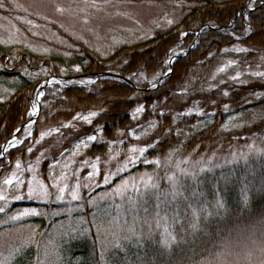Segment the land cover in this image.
I'll return each instance as SVG.
<instances>
[{"label": "trees", "instance_id": "trees-1", "mask_svg": "<svg viewBox=\"0 0 264 264\" xmlns=\"http://www.w3.org/2000/svg\"><path fill=\"white\" fill-rule=\"evenodd\" d=\"M183 1L179 23L148 38L122 43L104 54L72 39L69 41L74 50L67 56L52 55L50 62L26 57L16 48H0V149L15 134L21 140L0 158V189L3 181L17 170L24 178L34 172L48 186L52 166L75 145L88 142L91 135L97 139L89 141L83 155L92 163L101 161L99 166L103 168L111 146L125 148L136 143L146 149L145 157L151 160L172 150L200 153L225 149L246 141L255 130L264 131V119L262 115L259 118L264 113V77L250 74V69L264 72V6L256 3L246 14L251 18L246 22L240 13H245L247 0ZM249 23L255 29L251 36L245 35ZM203 26L217 29H204L194 42L195 32ZM184 32L188 33L186 37L181 36ZM172 51L177 54L171 73L159 86L149 89L160 78ZM108 71L130 84L116 77H101L87 85L83 79L50 85L40 100L32 134H25L33 94L43 79L50 74L71 77ZM140 107L143 111L136 112ZM91 112L97 114L90 116ZM187 112L192 114L183 115ZM197 112L201 114L196 115ZM85 116L89 121L83 119ZM235 117L241 119V127L233 124ZM252 118L257 120L250 126ZM262 167V179L258 177V187L248 194L247 206L242 205V200L240 203L242 185L240 190L228 188V205L219 215L209 216L204 224L194 261L174 260L166 264H195L207 253L212 254L227 236L222 230L239 231L264 221V191L259 190L264 182V160ZM147 168L140 164L135 171ZM208 197L214 199L210 192ZM87 198L90 197L85 195L78 202L79 210L73 217L81 221L75 236L54 232L65 216H52L53 206L32 201L8 202L6 213H0V235L25 228L32 235L31 239L9 243L0 254V262L5 257L9 259L7 264H41L46 245L60 238V249L54 247L57 264H98L104 246L97 239L95 212L87 206ZM33 208L43 213L6 221L15 211ZM22 244L28 245L24 254L12 259L10 253Z\"/></svg>", "mask_w": 264, "mask_h": 264}, {"label": "rangeland", "instance_id": "rangeland-1", "mask_svg": "<svg viewBox=\"0 0 264 264\" xmlns=\"http://www.w3.org/2000/svg\"><path fill=\"white\" fill-rule=\"evenodd\" d=\"M256 3L261 4L259 1ZM0 4H2L0 6V48H16L17 52H22L26 57H36L37 61L50 62L52 55L67 56L74 50L69 39L81 42L90 50L104 54L122 43L148 38L158 30L167 29L179 23L185 1L0 0ZM169 20L173 23L169 24ZM176 54L172 51L168 61ZM168 61L162 72L168 69ZM258 71L260 70L250 69V74ZM78 79L81 78H75L72 82L76 83ZM91 82H93L91 79L82 81L86 85ZM38 92L39 88L33 94L35 102ZM261 115L264 119V113L260 114L259 118ZM256 120L257 118H252L249 122L250 126ZM232 122L236 127L243 125L239 117H235ZM30 131L31 128L28 127L25 134L28 135ZM247 137L246 141L234 143L225 149L219 148L200 153L199 150L191 152L172 150L151 160L145 157V152L141 155L139 151H130V149H140L136 143L125 148L111 146L103 168L99 166L101 161L99 164L96 160L92 163L83 155L88 147H85V144H90L88 141L75 145L64 159L52 166L49 185L43 183L50 193L48 197L28 198V182L32 181V187L36 191H39L38 185L42 183L32 171L27 178H24L19 170L11 173L8 178L15 174V177L23 183L17 184L14 179L12 185L4 184L0 193L7 197L8 202L32 201L43 206H53L55 209L52 216L60 218L62 215L65 216L54 232L71 236H75V230L81 226V221L73 218L79 210L78 202L83 201L85 195L89 196L87 206L95 212L96 235L102 246H110L122 235H129L131 241H122V243L126 244L128 259L134 262L133 264H146L153 260L161 264L174 260L193 262L198 248V239L204 230L192 233L189 227L192 219L191 209L186 208L187 204L191 203L198 208L203 207L205 213L214 212V202L222 200L226 207L228 205V198L225 196L227 191L231 188L240 190V185H242L240 203L241 200L244 203V195L248 197V194L258 187V177L262 179L260 172L263 168L262 160H264V131L255 130ZM129 159L135 162L129 163ZM145 160L151 163H145ZM140 164L148 168L135 171ZM206 176L214 177L205 180ZM169 177H174L176 186L183 194L177 197L182 224L172 221L171 208L176 206L175 203L169 207L167 220L164 219L163 210L160 212L159 219L156 216V203L164 199L172 200L171 193L174 185L168 179ZM149 178L158 186V189L153 190L152 196L145 203L135 188H139L140 193H143L144 182ZM53 184L56 187H51ZM243 184L246 185L245 188ZM62 187L65 189L63 199L57 200L58 189ZM73 191L78 192V200L72 199ZM209 192L213 195V200L209 199ZM17 195L24 198L16 200ZM157 197H160V201ZM242 205L245 206V203ZM2 206H5V202ZM145 207L148 209L147 212L144 210ZM33 209L39 215L43 213V210ZM25 210L15 211L10 216ZM185 213L187 218H184ZM38 214L23 217L38 216ZM10 216L6 218V221H12L9 219ZM208 218L201 220L202 229ZM256 223L250 227H242L239 231L222 230L227 236L219 241L212 254L207 253L195 264H262L264 262V221ZM166 228L180 241L172 246L170 252L159 243L164 238ZM131 229L135 230L134 235ZM222 231L219 230V232ZM149 232L152 233V240L141 241L140 247H136V238L142 234L147 236ZM31 235V230L28 228L5 231L0 235V254L7 250L9 243L15 240L31 239ZM60 241L58 238L54 243L46 245L41 264H57L54 247L58 251ZM8 260L5 257L2 258V262L6 264Z\"/></svg>", "mask_w": 264, "mask_h": 264}, {"label": "snow or ice", "instance_id": "snow-or-ice-1", "mask_svg": "<svg viewBox=\"0 0 264 264\" xmlns=\"http://www.w3.org/2000/svg\"><path fill=\"white\" fill-rule=\"evenodd\" d=\"M0 6H2V4H0ZM256 6V0H248V4H247V8L250 10L253 7ZM241 15H243V19L247 22L250 21V16L240 13ZM169 24H172L173 21L169 20L168 21ZM255 29L252 28L251 24L249 23L248 26L245 28V35L251 36L252 34H254ZM188 35L187 32L181 33L182 37H186ZM238 51H247V49H238ZM262 59H264V57H262ZM168 63H171V60L168 61ZM75 71H80L79 67H77L75 69ZM220 71H224V69H220ZM253 75L258 76V77H264V72H256L253 73ZM232 79H238V77H232ZM224 95H227V93H224ZM227 107V106H225ZM143 111V108H137L136 112H141ZM97 113L96 112H91L90 116H95ZM191 112H187V113H183V115H191ZM201 113L197 112L196 115H200ZM29 116H33L36 115V105H35V101L32 102V111L28 112ZM83 119L85 121H89V117L85 116L83 117ZM64 127H67L68 125H63ZM18 131V130H17ZM44 134H42L43 136ZM97 139V137L95 135H91L88 136V140L89 141H95ZM9 143H12V141H9ZM37 143H39V141H37ZM13 146H15L13 144ZM88 145L85 144V147H87ZM5 151H7V149H5ZM28 151L31 152L32 148L29 147ZM130 151L135 152V151H139L141 153V155L144 154V152L146 151L145 148H140V149H130ZM135 161L132 159H129V163H134ZM145 163H151L148 160L144 161ZM16 168H20V164L19 162L16 163ZM201 171H204V169H201ZM184 175H188V173H184ZM16 180V183H23V181L19 180L18 177H15V174H13V177L7 178L3 181V183L5 185H12L13 184V180ZM170 181L173 182L174 188H173V192L171 193L172 196V200L169 201L167 199H164L162 202H158L155 205V209H156V216L159 219L160 218V212L161 210L164 211L165 216L164 219L167 220V215H168V211H169V207L170 205H172L173 203L176 204L175 207L171 208V212H172V221L174 223H181L182 224V220H181V215H180V207H179V202L177 201V197L183 195L180 191H179V187L176 186L175 184V180L174 177H169L168 178ZM105 182H107V177H105ZM28 193L27 196L29 199H32L36 196H43V197H48L50 195L48 189L45 187V185L43 183H39V191H36L33 187H32V181L28 182ZM51 187H56L55 184H53ZM158 189V186L154 183L151 182V179L149 178L148 181L144 182V191L143 193H140V189L139 188H135V191L140 194V197L144 200L145 203H147V201L150 199V197L153 194V190ZM260 191H264V182L261 183V187L259 189ZM65 189L59 188L58 192L59 194L56 195V199L57 200H62L63 199V193H64ZM119 191V190H117ZM72 199L73 200H78L79 199V195L77 191H73L72 192ZM195 195V194H194ZM24 197L21 195H17L15 196L16 200H20L23 199ZM157 200L160 201V197H157ZM0 201H4L5 202V206H0V213H6V205L8 203L7 197L3 194L0 193ZM244 203L247 206L248 204V197L245 194L244 195ZM162 204H163V208H162ZM215 211L214 212H207L205 213V209L203 207H197L191 203L187 204L186 208L187 209H191V221L189 223V227L192 230V233H196L198 231H202L203 229L201 228V220L202 219H207L209 216L212 215H219L220 214V210L224 209V203L222 202V200H216L215 204L213 205ZM145 212L148 211V209L145 207ZM38 213L36 212V210H25L22 213L16 214V215H12L9 217L10 220L12 221H17L20 220L21 217L23 216H29V215H37ZM187 218V213H185V217ZM132 232V234H135V230L131 229L130 230ZM152 233L149 232L147 234V236H144L143 234L140 237L136 238V247H140L141 245V241H151L152 240ZM122 241L128 242L131 241V236L129 235H122L121 237H119L118 239H116L115 241H113L111 243L110 246L107 247H102V250L100 252V261L98 262V264H129V260H128V251L126 248V244L122 243ZM180 241H178L177 236L175 234H173L172 232H169L168 229H165V233H164V238L163 240H161L159 243L161 244V246L168 250L169 252L172 249L173 245H177ZM27 244H22L20 247L15 248L13 250L12 253H10V257L12 259H16L17 257L21 256L24 254L25 249L27 248ZM123 255H120V254ZM137 259H139V257H137ZM0 264H6V262H0ZM151 264H161V262L153 260L151 262ZM262 264H264V262H262Z\"/></svg>", "mask_w": 264, "mask_h": 264}, {"label": "water", "instance_id": "water-1", "mask_svg": "<svg viewBox=\"0 0 264 264\" xmlns=\"http://www.w3.org/2000/svg\"><path fill=\"white\" fill-rule=\"evenodd\" d=\"M259 1L261 3L260 7L264 6V0H256ZM250 12L251 10L246 9V12ZM204 29H217V27H209V26H203L200 30H198L197 32H195V40L196 41L197 37L201 34V32ZM176 59H172L171 63H168V69L167 70H163L161 77L154 83L152 84V86L149 89H153L156 86H159L162 81L171 73V64L175 61ZM101 77H116L120 80H122L123 82H126L128 84L129 81L120 77L119 75H116L114 72H103V73H97V74H80V75H76V76H72V77H58V76H51L48 79L43 80L40 83V89H39V93L37 95V101H36V115H33L30 119V121L27 123V125H33V123L36 121L38 113H39V102H40V98L43 95L44 92V88L52 83H60V84H66L69 81L74 80L75 78H85V79H91V80H97ZM9 141H12V143H9ZM7 141L6 143H4L1 147V152L2 154H4L6 151L5 149L10 150L13 147V144L17 141V139L14 137L11 140Z\"/></svg>", "mask_w": 264, "mask_h": 264}]
</instances>
